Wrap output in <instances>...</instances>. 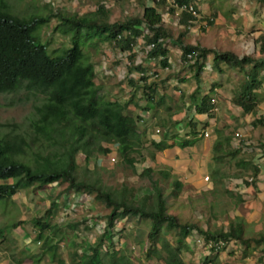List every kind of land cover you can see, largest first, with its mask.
Instances as JSON below:
<instances>
[{
    "label": "trees",
    "instance_id": "obj_1",
    "mask_svg": "<svg viewBox=\"0 0 264 264\" xmlns=\"http://www.w3.org/2000/svg\"><path fill=\"white\" fill-rule=\"evenodd\" d=\"M153 1V4L143 3L139 14L108 22L97 15H106V8L102 3H98L92 12L85 14L50 11L48 14L20 16L11 12L7 0H0V92H12L22 88L26 92L40 95L39 102L33 104L34 115L28 121L31 131L29 140L25 131H13L0 137V180H4L0 182V198L12 195L17 189L29 185L38 188L46 184L66 182L67 189L91 193L94 199L108 208L102 230L94 241L84 242L80 252L74 249L66 261L58 255L56 241H52L47 234L46 229L49 226L52 234L58 229L56 224L47 222L52 216L53 207L57 205L54 200H49L43 213L31 218L32 225L37 228L34 239L42 240L40 251L31 255L33 262L47 254L50 264H125L127 257L123 253L116 255V250L110 249L108 244H112L113 235L118 230L115 222L129 215L150 220L146 234L150 244L161 240H158V233L163 227L177 228L182 237L194 227L203 237H233L245 248L250 242L261 244V252L264 254V235L244 237L240 223L230 221L226 230L211 233L196 224L180 222L173 213L166 210L165 199L160 191L154 192L152 203H145V195L142 200L135 202L132 190L127 193L123 189H110L98 181L85 180L76 175V153H83L84 160L90 157L92 150L105 153L109 148L102 142L114 144L118 155L128 163L134 161V155L141 157L144 130L137 127L141 116L127 112L131 97L119 101L105 98L98 93L99 86L92 80L95 75L94 66L84 54L82 44L96 38L106 40L120 51H128L127 56L131 57L133 45L141 37L146 46L145 56L148 59L159 58L162 66L168 65L166 41L171 39V32L163 23L162 15L155 4L166 3V0ZM173 2L178 5L193 3L192 0ZM49 14H55L59 19L52 29L58 30L62 35L68 34V45L58 46L51 51L47 48V41L39 40L35 34V30L49 18ZM192 19L194 18L188 11H180L178 20L183 30L175 41L180 48V60L188 62L186 53L191 52L192 55L188 69L192 71L196 85L188 94L189 105L198 113L207 112L210 106L209 93L199 94L198 91L200 72L205 60L210 58L212 67L217 71H221L220 63L244 69V76L239 80L230 100L243 112L252 111L258 101L255 89L261 84L260 70L264 69V56L256 57L250 53L239 56L228 49L219 50L198 43L183 42L181 35ZM258 51H264V34L259 36ZM132 70L139 71L140 76L137 79L127 77L132 85L130 95H134L140 88L145 100L141 107L147 109L158 104L159 101L153 100L158 81H147L145 67L130 59L127 71ZM196 121L194 117L187 118L186 125L192 136L177 140L179 146L194 139L202 126H197ZM251 123L264 126V111L254 117ZM165 132L166 135L170 133L168 130ZM224 138L227 149L225 153L236 152L238 148L229 146L230 135L225 134ZM220 140L218 138L213 142V151H217V146L221 145ZM35 142L51 146V152L41 153L35 150L29 162L20 158L27 152L28 146ZM150 143L154 147L166 145L163 138L159 141L151 140ZM248 168L252 175L250 180L245 178V183H254L258 168L253 163ZM171 184V195H176L180 183L172 179ZM160 243L159 249L163 248L161 253L149 244L145 249V256L156 259L161 256L165 264H179L178 246L166 248L165 240ZM103 253H107L109 262L103 261Z\"/></svg>",
    "mask_w": 264,
    "mask_h": 264
},
{
    "label": "rangeland",
    "instance_id": "obj_2",
    "mask_svg": "<svg viewBox=\"0 0 264 264\" xmlns=\"http://www.w3.org/2000/svg\"><path fill=\"white\" fill-rule=\"evenodd\" d=\"M10 10L20 16L48 14L50 11H59L62 14H85L92 12L98 3H102L106 8V15L98 13V17L108 22L121 20L129 15L139 14L143 3L153 4V0H7ZM197 9V15L188 22L181 38L186 43H198L203 46L213 47L215 49H225V0H194ZM156 4V9L161 13L163 23L171 32V39L166 41L168 48V65L162 66L157 59L147 58L145 48L141 37L137 38L133 45V55L127 56L128 51H120L110 42L101 39H93L82 44V50L88 60L93 63L95 75L92 78L93 83L99 86L98 93L105 98L117 99L119 101L127 100V112L142 116L147 111L141 107L145 101L141 95L140 88L134 95H130L132 85L127 81V77L138 78L139 71H127L130 59L134 63H140L145 67L147 81H161L169 74L184 73L188 67V62L179 59L180 52L176 44V37L182 31V24L179 23L180 9L174 6L169 0L166 3ZM198 5V7H197ZM172 8L171 10L169 8ZM203 10V11H202ZM58 17L49 14V18L39 25L35 34L41 41H47V48L51 51L58 46L68 45V34L62 35L58 30H53V26L58 21ZM255 55V51L250 52ZM176 58L178 62L176 63ZM168 61V60H167ZM173 63V64H172ZM176 63V65H175ZM172 64V65H171ZM185 66V67H184ZM187 66V67H186ZM192 71H189V73ZM187 75V74H186ZM140 76V75H139ZM172 82L166 83L163 88L159 85L158 90H171ZM191 82V80H190ZM173 96V95H172ZM171 98V97H170ZM167 100L163 96L162 103H169V108L161 105L160 108H152L148 119L137 123L138 129H143L142 145L140 152L142 156L134 155L132 163H128L121 158L115 150V145L111 142H102L108 146L109 150L105 153H99L92 150L90 157L84 160V155L77 152L75 160L77 162L76 175L85 180L98 181L104 186L114 190H139L140 188L151 189V184L155 180L161 192L166 196L167 211L175 213V210L182 219H188L193 214L194 209L201 202L196 200L195 196L179 198L169 197L171 184L169 178L162 177L157 172L158 165H154L153 160L149 159V143L147 133H154L157 121L163 122V127L169 132L173 130L175 119L169 114L173 108L178 107L177 103ZM40 95L26 92L19 88L12 92H0V137L4 134H11L13 131H25L26 138L29 140L31 131L28 127L29 119L33 114V104L39 102ZM136 102V105L134 103ZM188 113V112H187ZM218 121V120H217ZM236 123L230 124L227 131L231 134L235 130ZM159 132L161 127L158 126ZM156 131L155 133H159ZM253 144V143H252ZM27 152L20 156L25 161H31L33 152L38 150L41 153L51 152V146L39 145L38 142L30 144ZM112 155L114 160H110ZM143 158L148 159V163ZM145 165H149L151 170L146 173L142 170ZM4 181V180H0ZM212 193V192H211ZM206 192L202 193V199H206ZM49 200H54L57 204L53 207L52 216L47 220L51 225L56 224L58 229L51 233L50 226L46 229L52 241L57 243L58 255L66 261L76 249L80 252V247L84 242H93L95 237L102 230V221H105V214L108 208L100 201L93 198V194L86 192H77L72 188L67 189L66 182L46 184L44 187L35 188L34 185L17 189L12 195L0 198V264H50L47 261V254L43 255L38 261L33 262L31 255L38 253L41 248V239H34L37 228L32 225L31 218L40 216L48 205ZM213 208L215 205L211 202ZM198 212H205V206ZM195 213V212H194ZM121 220V222H120ZM123 220V221H122ZM120 222V223H119ZM69 223V224H68ZM119 225L118 237H125V243L122 245L120 239L112 244H108L110 249L116 250V255L123 253L127 257L125 264H143L140 257L145 256L144 245L147 241V229L149 220L144 217L127 216L117 220ZM73 224V225H70ZM259 231L264 235V223L261 224ZM116 234V233H115ZM114 234V235H115ZM246 235L252 237L259 234L253 231L252 226L246 230ZM120 237V238H121ZM122 239V238H121ZM148 244H146V247ZM105 263L110 261L107 253L102 255ZM154 263L159 261L153 257L150 258ZM20 260V262H17Z\"/></svg>",
    "mask_w": 264,
    "mask_h": 264
},
{
    "label": "crops",
    "instance_id": "obj_3",
    "mask_svg": "<svg viewBox=\"0 0 264 264\" xmlns=\"http://www.w3.org/2000/svg\"><path fill=\"white\" fill-rule=\"evenodd\" d=\"M192 1L195 3L194 0ZM263 29L264 0H225V49L231 50L239 56L249 54L252 50L255 51V55L252 56H264V51H258L259 36L264 34ZM176 44L178 46L177 42ZM177 49L180 52L179 46ZM169 58L167 55L168 62ZM155 59L159 61V58ZM177 62L178 58H176ZM219 66L221 71L213 68L210 58H207L198 82L199 94L209 93L215 100L217 109L214 114L195 112L193 106L189 105L188 94L195 88L196 83L192 72L189 73L190 70L186 66L187 73L169 74L164 80L157 82L153 100L159 101V103L145 109L147 112L142 114L140 121L148 119L152 108L157 106L160 108L161 105L169 108V103H162L163 96L169 101L174 98L178 105L169 113L172 114L171 118L175 119V114L178 118L175 119L173 130L168 135L165 134L167 129L163 127V122L157 120L154 123L157 125L155 128L159 130L158 126H160L161 131L157 130L159 133H155L154 128V133L149 132V135L148 132L145 133H147V137L149 136V159L153 160L154 165H158L157 172L162 177L169 178L170 184L172 179H176L180 183L176 195H171V184L168 196L179 198L181 200L179 202H186L182 200V197L197 196L196 200L201 203L197 205L196 209L202 210L203 205L206 208L203 213L194 209L190 218L181 221L179 220L180 215L175 210L174 215L180 222L193 223L203 230L213 233L226 230L228 223L232 221L241 224L242 236L252 237L250 234H245L246 230H250L252 226V230L259 233L255 235L257 237L263 234L259 230L261 224L264 223V145H261L264 142V126L253 125L251 121L264 111V69L260 70L261 84L255 89L258 95L256 106L252 111L243 112L240 107L231 102L230 96L235 92L239 80L244 76V69L226 63H220ZM170 80L173 81V88L170 91L158 90L159 85L164 88ZM188 117H194L197 120V126H202L190 143L179 146L176 143L177 140L192 136L186 125ZM233 121H235L236 127L231 134L227 130L230 129V124ZM203 130L207 131V135H202ZM237 131L240 135L234 136V132ZM217 132H219L218 135ZM225 134L230 135L229 146L234 149L238 148L232 154L225 153L227 150ZM161 138L164 139L166 145L161 147L151 145V140L159 141ZM218 138L221 139V145L217 146V151H213L212 144ZM143 159L145 162L148 161L147 158ZM252 163L257 166L258 170L254 176V183L247 184L245 178L248 179L252 175L248 165ZM142 170L149 173L151 168L149 165H145ZM204 175H207L206 179ZM151 185V189L148 190L145 188L133 190L135 202L142 200L145 195L147 197L145 203H152L154 192L160 191L167 208L166 196L161 192L155 180ZM130 190H127V193ZM203 192H206L205 202L202 199ZM103 225L104 221H102L101 227ZM117 227L119 230V225ZM118 230L113 235V239L115 242L120 239V243L124 245L126 238L118 237ZM198 234L201 235L194 227H191L183 237L180 236L181 232L177 228L166 229L163 227L158 233V240H161L150 244L146 238L147 241L145 240L143 249L145 251L148 247L146 244H150V247L154 246L155 250H158L160 242L165 240L166 248L178 246L179 264H205L207 259L212 264H261L264 261L261 244L250 242L245 248L238 241L237 247L230 245L217 252H212L196 242L195 238ZM160 250L162 252L163 248L161 247L158 251L160 252ZM140 258H142L143 264H156L150 259L151 257ZM153 258L156 259V257ZM157 260L159 264H165L161 256ZM35 263L37 264V262Z\"/></svg>",
    "mask_w": 264,
    "mask_h": 264
},
{
    "label": "built area",
    "instance_id": "obj_4",
    "mask_svg": "<svg viewBox=\"0 0 264 264\" xmlns=\"http://www.w3.org/2000/svg\"><path fill=\"white\" fill-rule=\"evenodd\" d=\"M169 1V0H168ZM174 6H177L180 11L182 9L186 10L189 12V14L194 18L197 15V9L195 7V3H187V4H175L173 2V0H170ZM262 32L264 33V29L262 30ZM151 45V43L149 44V46ZM186 58L188 62L192 61V55L191 52H187L186 53ZM184 62H186L184 60ZM216 104H215V100L213 99V97H210V106L207 110L208 113H212L214 114L216 112ZM158 129L155 128V131H157ZM202 135H207V131L203 130L202 131ZM240 133L234 132V136H239ZM110 160H114L113 156L109 157ZM204 178H207V175H204ZM248 179H250V177H248ZM196 242L202 244L204 247L210 249L212 252H217L219 250H222L224 248L229 247L230 245L232 246H236L239 244L238 240L236 238L233 237H227V238H222V237H203V235H199L195 238ZM208 260V259H207ZM205 264H212V262L210 260H208Z\"/></svg>",
    "mask_w": 264,
    "mask_h": 264
}]
</instances>
